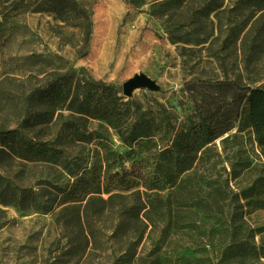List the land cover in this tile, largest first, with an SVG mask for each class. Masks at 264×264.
Returning <instances> with one entry per match:
<instances>
[{
	"label": "rangeland",
	"instance_id": "374dc122",
	"mask_svg": "<svg viewBox=\"0 0 264 264\" xmlns=\"http://www.w3.org/2000/svg\"><path fill=\"white\" fill-rule=\"evenodd\" d=\"M69 1L86 17L0 0V129L56 150L31 162L0 146L16 188L0 203V264H264V158L238 106L241 88L264 89V0ZM141 74L155 88L123 96ZM95 81L113 88L118 127L84 113ZM142 122L151 136L126 146ZM123 171L178 176L160 192L119 189L106 173ZM234 229L257 256L220 260Z\"/></svg>",
	"mask_w": 264,
	"mask_h": 264
},
{
	"label": "trees",
	"instance_id": "16d2710c",
	"mask_svg": "<svg viewBox=\"0 0 264 264\" xmlns=\"http://www.w3.org/2000/svg\"><path fill=\"white\" fill-rule=\"evenodd\" d=\"M184 0H164V5H172L179 6L183 3ZM48 7L51 11H54L57 15L62 16L67 10L72 11L78 17H86V13L84 10L76 7L75 3L69 0H46ZM91 86L97 88V92L101 94L99 97L95 94H88L84 100V113L91 118H98L107 122L110 126L118 127L119 123H121L122 118L121 115H118L115 111L117 107L116 98L111 95L114 93L111 91L113 88L111 85H105L100 81H95V83H91ZM241 95L239 97L238 106L246 105V121L250 130H252L256 144L258 145L260 152L264 158V89L261 88H241ZM60 93V88L57 89L56 92L49 91L48 93L41 94V98L48 99L58 96ZM108 95L109 101L104 102L103 96ZM105 97V96H104ZM72 103V98L70 99L69 104ZM24 123L29 124L24 121ZM200 128V127H199ZM230 127L225 126L222 131L219 133L218 131H210L206 136L208 139H215L228 132ZM200 131H202L200 129ZM151 128L146 122H142L138 125V123L134 124L129 131V135L124 138V143L126 146H131L134 141L143 137L151 136ZM11 143L10 145L8 143ZM0 146L3 148L8 147L10 150H14V152L20 156L21 158L34 162L36 160L44 159L50 152H56L51 147H47L46 143L34 140L31 137L27 136L22 130L18 129H0ZM2 150V149H1ZM0 150V151H1ZM181 172H179L180 174ZM125 171L122 173L114 172L113 174L106 173L107 180L109 182L115 179L116 187L119 189H129V187L141 185L147 191L157 192L163 191L167 188L173 187L175 184V178L178 176L173 175L169 171L164 172V174L156 176V175H147L143 176L138 172H134L133 177L131 179H125ZM106 191H109L106 189ZM26 196V194H24ZM16 196V188L10 187L8 183L5 182L3 177L0 175V203H8L11 202V198ZM123 215L132 216L137 213V211H133L132 208L121 210ZM245 235L237 233L236 230L232 231L230 235L227 237L228 243H226L221 250L220 260L228 261L231 260L235 263H240V261H244L249 258H253L257 256L256 247L249 244L248 240L244 236ZM212 235L210 233L203 234L200 238L201 242L204 246L213 245ZM152 258V259H151ZM148 258L144 264H170L171 261L167 260V258L159 257L157 254L153 257ZM200 259H195V261H199ZM185 264H192L191 260H187Z\"/></svg>",
	"mask_w": 264,
	"mask_h": 264
},
{
	"label": "water",
	"instance_id": "95a60500",
	"mask_svg": "<svg viewBox=\"0 0 264 264\" xmlns=\"http://www.w3.org/2000/svg\"><path fill=\"white\" fill-rule=\"evenodd\" d=\"M123 96H130L132 92L141 87L155 88L153 81L144 74L136 75L133 78L126 80L122 85Z\"/></svg>",
	"mask_w": 264,
	"mask_h": 264
}]
</instances>
